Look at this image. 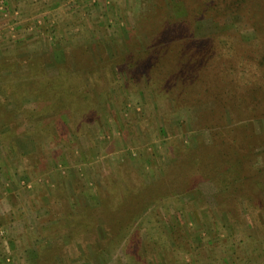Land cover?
I'll use <instances>...</instances> for the list:
<instances>
[{
  "label": "rangeland",
  "instance_id": "374dc122",
  "mask_svg": "<svg viewBox=\"0 0 264 264\" xmlns=\"http://www.w3.org/2000/svg\"><path fill=\"white\" fill-rule=\"evenodd\" d=\"M0 264H264V0H0Z\"/></svg>",
  "mask_w": 264,
  "mask_h": 264
},
{
  "label": "trees",
  "instance_id": "16d2710c",
  "mask_svg": "<svg viewBox=\"0 0 264 264\" xmlns=\"http://www.w3.org/2000/svg\"><path fill=\"white\" fill-rule=\"evenodd\" d=\"M243 1H244V0H243ZM247 1L251 2L252 0H247Z\"/></svg>",
  "mask_w": 264,
  "mask_h": 264
}]
</instances>
